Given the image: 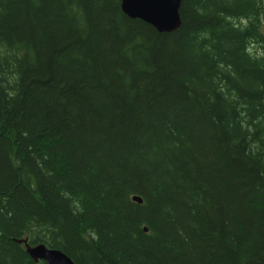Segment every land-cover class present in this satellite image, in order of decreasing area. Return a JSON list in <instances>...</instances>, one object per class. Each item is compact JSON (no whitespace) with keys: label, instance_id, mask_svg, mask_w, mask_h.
<instances>
[{"label":"trees","instance_id":"16d2710c","mask_svg":"<svg viewBox=\"0 0 264 264\" xmlns=\"http://www.w3.org/2000/svg\"><path fill=\"white\" fill-rule=\"evenodd\" d=\"M179 17L0 0V264H264V0Z\"/></svg>","mask_w":264,"mask_h":264},{"label":"water","instance_id":"95a60500","mask_svg":"<svg viewBox=\"0 0 264 264\" xmlns=\"http://www.w3.org/2000/svg\"><path fill=\"white\" fill-rule=\"evenodd\" d=\"M121 12L130 20H138L152 27L159 34L173 33L179 29L181 22L179 8L182 0H119ZM130 201L141 205L142 199L132 196ZM147 232L146 229H144ZM23 244L25 254L35 264H75L64 253L48 249L44 245L30 246L26 240Z\"/></svg>","mask_w":264,"mask_h":264}]
</instances>
